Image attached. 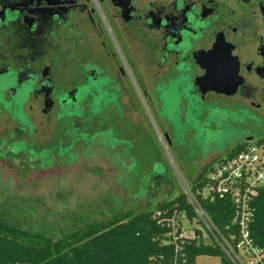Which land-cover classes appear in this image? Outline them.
I'll return each instance as SVG.
<instances>
[{"label": "flooded vegetation", "instance_id": "af4514ba", "mask_svg": "<svg viewBox=\"0 0 264 264\" xmlns=\"http://www.w3.org/2000/svg\"><path fill=\"white\" fill-rule=\"evenodd\" d=\"M219 118L264 134V0H0L10 165L43 170L84 145L159 191L170 172L154 130L182 149L219 132Z\"/></svg>", "mask_w": 264, "mask_h": 264}, {"label": "rangeland", "instance_id": "374dc122", "mask_svg": "<svg viewBox=\"0 0 264 264\" xmlns=\"http://www.w3.org/2000/svg\"><path fill=\"white\" fill-rule=\"evenodd\" d=\"M155 118L163 130L164 118ZM222 122L219 118L217 126H222ZM254 128L253 125L243 130L220 127L219 132L208 133L203 139L199 134L193 140H187L186 147L182 149L169 145L165 147L154 130L156 133L151 135L162 161L169 168V180L174 186L164 184L159 191L151 192L147 190L153 182L141 178L142 174L138 178L121 176L114 159L97 148L86 152L88 147L77 146L67 158L43 170L26 171L19 163L10 165L0 157V204L17 205L32 225L56 228L58 233L59 228L81 227L91 220L108 219L116 213L135 215L155 209L182 193L177 172L193 186L198 176L195 170L201 169L202 173L211 166L216 167L245 137L255 136V140L264 137ZM141 149L142 146L136 147L134 155L136 168L144 170L146 165L140 156ZM196 227L199 228L198 223L192 226ZM196 264H221V259L200 256Z\"/></svg>", "mask_w": 264, "mask_h": 264}, {"label": "trees", "instance_id": "16d2710c", "mask_svg": "<svg viewBox=\"0 0 264 264\" xmlns=\"http://www.w3.org/2000/svg\"><path fill=\"white\" fill-rule=\"evenodd\" d=\"M244 146L238 145L223 161L236 156ZM212 170L211 166L196 177L193 183L196 191L202 189ZM167 184L174 183L168 180ZM203 205L222 231L232 224L233 210L229 202L203 201ZM251 208L252 236L264 250V193L255 198ZM174 210L185 211L193 217L192 208L181 193L155 209L135 215L116 213L108 219L91 220L72 229L58 227V233L56 228L32 225L17 205L1 203L0 264H175L174 248L165 242L169 233L165 219ZM159 212L163 216L158 218ZM232 230L237 231L235 227ZM198 235L203 238L199 232ZM186 251L188 264H196L200 256L219 257L221 264H234L217 245L195 240L188 244Z\"/></svg>", "mask_w": 264, "mask_h": 264}, {"label": "built area", "instance_id": "2783aa9c", "mask_svg": "<svg viewBox=\"0 0 264 264\" xmlns=\"http://www.w3.org/2000/svg\"><path fill=\"white\" fill-rule=\"evenodd\" d=\"M244 145L236 156L221 161L213 168L201 190L196 191L180 172L176 173L182 194L192 208L193 217L185 211L174 210L165 219L169 228L165 242L174 248L175 264H188L186 249L195 240L217 245L234 264H264V250L256 245L251 231L252 203L260 193H264V138ZM201 199L211 203L227 201L231 204L233 221L226 226L225 231L213 221ZM162 216L161 212L157 214L158 218ZM194 223H198L199 228H192ZM233 227L237 229L236 232L232 230Z\"/></svg>", "mask_w": 264, "mask_h": 264}, {"label": "water", "instance_id": "95a60500", "mask_svg": "<svg viewBox=\"0 0 264 264\" xmlns=\"http://www.w3.org/2000/svg\"><path fill=\"white\" fill-rule=\"evenodd\" d=\"M251 141H252V139H249V140H248V142H251Z\"/></svg>", "mask_w": 264, "mask_h": 264}]
</instances>
